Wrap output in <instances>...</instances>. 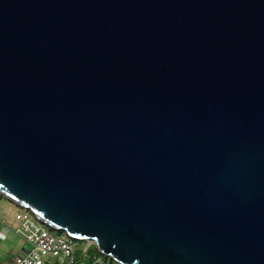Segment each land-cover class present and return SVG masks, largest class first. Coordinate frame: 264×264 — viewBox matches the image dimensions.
Returning a JSON list of instances; mask_svg holds the SVG:
<instances>
[{"label":"water","instance_id":"water-1","mask_svg":"<svg viewBox=\"0 0 264 264\" xmlns=\"http://www.w3.org/2000/svg\"><path fill=\"white\" fill-rule=\"evenodd\" d=\"M0 194L119 264H264V0H0Z\"/></svg>","mask_w":264,"mask_h":264},{"label":"built area","instance_id":"built-area-1","mask_svg":"<svg viewBox=\"0 0 264 264\" xmlns=\"http://www.w3.org/2000/svg\"><path fill=\"white\" fill-rule=\"evenodd\" d=\"M16 206L21 210L15 212L10 210L7 212V217H13L18 220L20 227L11 229L6 220L2 222V230L0 229L1 240H5L9 231H13L27 244L25 247L20 248L22 252L16 255V264H45L47 262L45 257L49 254L57 257L59 259L57 261L60 263L77 264L74 255V238L66 233L59 234L53 232L51 228L30 214L29 210L18 205ZM80 264H83V262ZM91 264L119 263H109L98 256H94Z\"/></svg>","mask_w":264,"mask_h":264},{"label":"rangeland","instance_id":"rangeland-1","mask_svg":"<svg viewBox=\"0 0 264 264\" xmlns=\"http://www.w3.org/2000/svg\"><path fill=\"white\" fill-rule=\"evenodd\" d=\"M10 210L15 212L21 209L17 207L16 205H14V203H12L10 200H8L7 198H5L4 196L0 194V229L2 228V222L6 220L8 222L7 224L9 225L11 229L20 227V222L18 220H16L13 217H7V212H9ZM52 231L55 233H61V231H58V230H52ZM9 233H8L9 236H7V239L5 238L6 240L2 242L3 250H7V248L12 247V250H8L10 252L7 253V255L5 256V259H6L5 262L6 264H16L15 262L16 255L21 253L22 251L20 248L25 247L27 244H25L24 241L18 235H16L13 231H9ZM74 242H75L74 255H75V261L77 264L78 263L80 264L82 262L83 264H90L91 260L93 259V256L99 254V252L96 250V247L91 245L90 242H87L85 240H78V239H75ZM101 257L105 261L111 262L109 258L104 257L102 255ZM45 258L47 260L45 264L53 263L55 260L59 261L57 257H53L50 254L47 255Z\"/></svg>","mask_w":264,"mask_h":264},{"label":"crops","instance_id":"crops-1","mask_svg":"<svg viewBox=\"0 0 264 264\" xmlns=\"http://www.w3.org/2000/svg\"><path fill=\"white\" fill-rule=\"evenodd\" d=\"M9 234L6 235V239H7V236H9ZM5 240H1L0 239V264H6V262H5V260H6L5 259V256L7 255V253L10 252L8 250H12V247L11 248H7V250H3V244H2V242L5 241Z\"/></svg>","mask_w":264,"mask_h":264},{"label":"trees","instance_id":"trees-1","mask_svg":"<svg viewBox=\"0 0 264 264\" xmlns=\"http://www.w3.org/2000/svg\"><path fill=\"white\" fill-rule=\"evenodd\" d=\"M1 195H2V194H1ZM30 214H32L31 211H30ZM32 215H33V214H32ZM62 232H63V231H61V233H59V234H62ZM63 233H64V232H63ZM73 240H75V239H73ZM91 245L94 246L93 243H91ZM96 250H97V248H96ZM97 251H98V250H97ZM98 252H99V251H98ZM101 255L104 256L103 254H101V253L99 252V254L94 255V256H98V257L102 258ZM94 256H93V257H94ZM104 257H107V256H104ZM107 258H109L110 261H111V262H109V263H115V262H116V261H114V260H113L112 258H110V257H107ZM102 259H103V258H102ZM103 260H104V259H103ZM91 262H92V260H91ZM91 262H90V264H91ZM50 264H63V263H60V262H58V261L56 260L55 262L50 263Z\"/></svg>","mask_w":264,"mask_h":264}]
</instances>
